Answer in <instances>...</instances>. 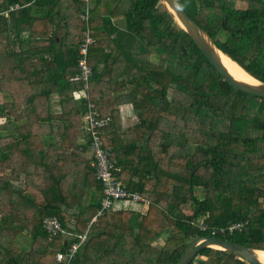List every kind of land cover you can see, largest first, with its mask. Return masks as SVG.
I'll list each match as a JSON object with an SVG mask.
<instances>
[{
  "label": "trees",
  "instance_id": "obj_1",
  "mask_svg": "<svg viewBox=\"0 0 264 264\" xmlns=\"http://www.w3.org/2000/svg\"><path fill=\"white\" fill-rule=\"evenodd\" d=\"M179 1L264 81V0ZM85 9L83 0H0V264H175L196 236L211 235L201 223L242 220V231L217 236L264 249V97L230 85L162 0H90L93 76L89 98L76 99ZM89 100L114 118L100 134L146 212L94 219L103 191L83 120ZM126 103L138 120L118 132ZM53 215L66 232L50 239L43 221ZM69 232L73 241L87 233L58 261ZM198 256L250 264L214 247Z\"/></svg>",
  "mask_w": 264,
  "mask_h": 264
},
{
  "label": "built area",
  "instance_id": "obj_2",
  "mask_svg": "<svg viewBox=\"0 0 264 264\" xmlns=\"http://www.w3.org/2000/svg\"><path fill=\"white\" fill-rule=\"evenodd\" d=\"M83 1L86 3V9L81 13L80 18L85 22L86 26L79 44L78 72L75 76V79L82 83L83 88L74 93L76 98H89L88 89L93 76V69L88 61L90 47L95 41L89 26L90 0ZM3 13L0 12V15ZM84 120L89 137L88 147L92 153V165L96 171V179L101 183L103 191L100 208L94 219L110 211L135 210L140 205L148 204V201L138 191L129 190L124 186L120 178L121 169L115 160H113L111 151L105 146L103 137L100 134V128L110 125L113 122V118L111 116L103 117L89 100L88 110L84 114ZM43 224L50 239L60 233L66 232L62 227L60 219L56 215L47 216ZM247 224L248 220L233 222L223 227H209L208 224L201 223V229L203 231H210L213 236H230L242 231ZM79 238L80 241L74 240L69 244L67 251H58L56 259L58 261L69 262L85 240L86 235H79Z\"/></svg>",
  "mask_w": 264,
  "mask_h": 264
},
{
  "label": "water",
  "instance_id": "obj_3",
  "mask_svg": "<svg viewBox=\"0 0 264 264\" xmlns=\"http://www.w3.org/2000/svg\"><path fill=\"white\" fill-rule=\"evenodd\" d=\"M163 2L179 25L193 38L202 53L230 85L245 93L264 97V81L257 79L258 83H249L236 78L221 60L218 54V51L221 50L217 47L212 37L185 11L179 0H163ZM214 245L235 253L250 264H264L255 253V250H264L263 248H255L213 235L196 236L187 245L175 264H190L203 248L213 247Z\"/></svg>",
  "mask_w": 264,
  "mask_h": 264
},
{
  "label": "crops",
  "instance_id": "obj_4",
  "mask_svg": "<svg viewBox=\"0 0 264 264\" xmlns=\"http://www.w3.org/2000/svg\"><path fill=\"white\" fill-rule=\"evenodd\" d=\"M4 12L3 14H7L8 11H2ZM2 14V15H3ZM81 19V18H80ZM112 21L113 23L118 26L120 29L124 30L125 29V26H126V23H125V18L122 16V15H117V16H114L112 18ZM90 26V25H89ZM91 28V27H90ZM85 29V28H84ZM92 30V29H91ZM63 31L64 30H61V35L63 34ZM83 34V32H82ZM24 37H26L28 34L27 32H25L24 34ZM93 35V33H92ZM82 37V35H81ZM94 37V36H93ZM81 40V38H80ZM80 44V42H79ZM91 48V47H90ZM78 51H79V46H78ZM242 67V66H241ZM76 98V97H75ZM82 97H78L76 99H80ZM89 103V102H88ZM84 116V115H83ZM118 117H119V121L117 122V126L115 127V129L118 131V128L123 130V129H126L127 127H131L133 126L135 123H137V115L131 105V103H126V104H122L120 107H119V114H118ZM113 118V117H112ZM83 120H84V117H83ZM85 122V120H84ZM113 122H114V118H113ZM85 129H86V124H85ZM119 132V131H118ZM117 135H115L114 133L112 135H108L109 138H112L114 139V137H116ZM90 194V193H89ZM88 195H85L84 197V200H87L88 198ZM148 205L149 204H146V205H140L138 206V209H135V211H138V210H142V208H146V210L148 209ZM57 216V215H56ZM58 217V216H57ZM59 218V217H58ZM74 234H71L70 232L66 235V243L68 242H72L73 241V238H74ZM58 251H61V250H58ZM57 251V252H58ZM57 254V253H56Z\"/></svg>",
  "mask_w": 264,
  "mask_h": 264
},
{
  "label": "bare ground",
  "instance_id": "obj_5",
  "mask_svg": "<svg viewBox=\"0 0 264 264\" xmlns=\"http://www.w3.org/2000/svg\"><path fill=\"white\" fill-rule=\"evenodd\" d=\"M163 1V0H162ZM164 3V2H163ZM165 4V3H164ZM218 54L223 61L224 65L229 69V71L239 80L249 82V83H258V80L253 77L250 73H248L240 64H238L231 57L223 53L222 51H218ZM214 248L222 249V247L218 245H214ZM257 257L264 263V250L258 249L255 250Z\"/></svg>",
  "mask_w": 264,
  "mask_h": 264
},
{
  "label": "rangeland",
  "instance_id": "obj_6",
  "mask_svg": "<svg viewBox=\"0 0 264 264\" xmlns=\"http://www.w3.org/2000/svg\"><path fill=\"white\" fill-rule=\"evenodd\" d=\"M245 3L244 2H241V1H239L238 2V5H241V6H243ZM178 49V48H177ZM0 101H1V99H0ZM2 121H4L3 119H0V122H2ZM138 211H141V212H146L147 210H146V208L144 207V208H142V210H138ZM87 233V232H86ZM86 233H84V234H82V235H86ZM204 259H206L205 257H200V256H198L197 257V259H196V261H195V264H201L200 262L202 261V260H204Z\"/></svg>",
  "mask_w": 264,
  "mask_h": 264
}]
</instances>
